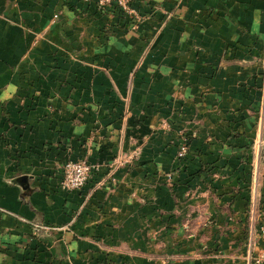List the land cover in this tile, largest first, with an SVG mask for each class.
I'll return each instance as SVG.
<instances>
[{
    "label": "crops",
    "instance_id": "crops-1",
    "mask_svg": "<svg viewBox=\"0 0 264 264\" xmlns=\"http://www.w3.org/2000/svg\"><path fill=\"white\" fill-rule=\"evenodd\" d=\"M132 6L0 0V264H264V0Z\"/></svg>",
    "mask_w": 264,
    "mask_h": 264
},
{
    "label": "built area",
    "instance_id": "built-area-1",
    "mask_svg": "<svg viewBox=\"0 0 264 264\" xmlns=\"http://www.w3.org/2000/svg\"><path fill=\"white\" fill-rule=\"evenodd\" d=\"M99 5L105 6L110 4L113 0H95ZM118 3L127 11L129 10L128 0H117ZM187 153V144L183 142L180 146V156ZM111 171L115 168L110 165ZM99 169V164L91 163L87 159L73 160L69 159L62 168L61 188L66 191L82 189L90 180L93 173ZM264 232V229H263Z\"/></svg>",
    "mask_w": 264,
    "mask_h": 264
},
{
    "label": "rangeland",
    "instance_id": "rangeland-1",
    "mask_svg": "<svg viewBox=\"0 0 264 264\" xmlns=\"http://www.w3.org/2000/svg\"><path fill=\"white\" fill-rule=\"evenodd\" d=\"M82 1L87 2V3L94 2L95 5H96L97 7H99V8H101V9L109 8V7H110V8H111V7H116V8H119V9L123 10V12H125V13L128 15V17H130V19H131V27L134 28V29L138 28L139 24L144 20V15H143L142 13L138 12V10L135 9V8L132 6V0H128V5H129V8H130L129 10L133 9V10L135 11V13H134L133 11L130 12V11L125 10V9H124V8L118 3L117 0H113L110 4L105 5V6H101V5H99L95 0H82ZM183 142H186V144H187V153H186L184 156H180V146L182 145ZM189 144H190V137H189V135H187V134H183V135L181 136V140H180V142H179V144H178V153H177V157H178V159H179V161H180L181 164H183L184 161H186V159H187V157H188V153H189ZM171 175H172V174L170 173L169 176H171ZM113 181H114V178H113ZM104 184H105V180H104V177H103V178H101V179L99 180V182L97 183V187L102 186V185H104ZM98 185H99V186H98Z\"/></svg>",
    "mask_w": 264,
    "mask_h": 264
},
{
    "label": "water",
    "instance_id": "water-1",
    "mask_svg": "<svg viewBox=\"0 0 264 264\" xmlns=\"http://www.w3.org/2000/svg\"><path fill=\"white\" fill-rule=\"evenodd\" d=\"M20 179H21V178L19 177L18 180H20ZM23 179H25V177H24Z\"/></svg>",
    "mask_w": 264,
    "mask_h": 264
}]
</instances>
